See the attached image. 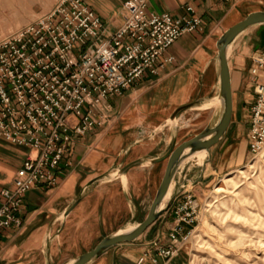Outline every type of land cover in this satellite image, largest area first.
<instances>
[{
	"label": "crops",
	"instance_id": "crops-1",
	"mask_svg": "<svg viewBox=\"0 0 264 264\" xmlns=\"http://www.w3.org/2000/svg\"><path fill=\"white\" fill-rule=\"evenodd\" d=\"M84 1L101 16L105 34L121 23L123 0ZM187 5L201 18L198 26L168 45L153 70H144L130 85L103 99L96 110L100 122L72 137L54 185L36 184L24 193L18 211L20 224L0 229V264H44L48 254L63 261L89 249L104 234L131 227L136 217L144 215L166 162L165 158L161 170L162 158H154L174 142L178 128L189 120L190 110L196 114L206 111L209 117L217 110L219 35L247 12L264 9V0H146L148 12L168 11L174 17L186 14ZM240 34H244L241 45H234ZM239 35L227 53L230 120L222 135L205 150L193 184L241 164L249 154L241 113L252 100L240 93L244 75L249 82L252 78L251 59L245 65L241 56L249 52L252 56L261 49L264 22L250 25ZM235 48L238 51L233 55ZM185 103L188 105L176 111L172 125H168L173 110ZM26 150V146L0 137V186L10 185ZM181 192L173 194L171 204L182 197ZM168 209L134 239L117 242L85 264H189L186 249L168 258L156 254V245L168 241Z\"/></svg>",
	"mask_w": 264,
	"mask_h": 264
},
{
	"label": "built area",
	"instance_id": "built-area-1",
	"mask_svg": "<svg viewBox=\"0 0 264 264\" xmlns=\"http://www.w3.org/2000/svg\"><path fill=\"white\" fill-rule=\"evenodd\" d=\"M178 17L148 12L146 0H123L121 23L105 34V23L84 0H55L47 14L0 37V137L27 147L10 185L0 186V229L18 225L23 194L36 184L54 185L73 135L99 123L103 99L153 70L160 54L200 18L190 5ZM249 72L253 99L248 141L264 146V44ZM190 194L175 209L166 244L158 256L175 254L195 218Z\"/></svg>",
	"mask_w": 264,
	"mask_h": 264
},
{
	"label": "rangeland",
	"instance_id": "rangeland-1",
	"mask_svg": "<svg viewBox=\"0 0 264 264\" xmlns=\"http://www.w3.org/2000/svg\"><path fill=\"white\" fill-rule=\"evenodd\" d=\"M54 2L55 0H0V37L14 33L40 16L47 14ZM243 35L240 34L236 38L234 45L236 43L238 46L242 42ZM232 47L233 42L228 48V54ZM234 51L232 53L236 55L237 48ZM250 54L251 52L241 56L245 65L249 63L250 59V65L252 64V57L255 56V53L252 56ZM244 77L247 81V75ZM246 81H244L240 95L250 97L252 100L254 96L253 81ZM218 106L219 104H217L215 113L210 117L206 111L196 114V110H190V118L186 124L178 128L174 144L192 136L208 122L214 120ZM241 114L245 119L248 131L249 107L247 109L245 106ZM206 119L208 120L206 121ZM166 122L168 125H172L171 120ZM205 156L206 154L199 161L193 158V160L181 161L171 180L167 194L170 201L164 209L169 208L167 211L171 213L168 232L174 223L175 209L179 203L185 200L187 194H190L191 201L195 203L196 216L189 224L184 223L188 232L177 251L186 249L189 264H264V146L257 151H252L249 147L248 157L241 164L226 168L212 179L205 177L206 182L193 184L194 177L198 174ZM165 158L161 159V170H163ZM184 187L188 189H184ZM178 190H182V197L171 204L172 196ZM154 192L155 189L153 194ZM143 211L145 215L147 205ZM144 215L136 217L137 222ZM77 254L71 255L63 261H60L59 256L52 258L48 254L44 264H62Z\"/></svg>",
	"mask_w": 264,
	"mask_h": 264
},
{
	"label": "water",
	"instance_id": "water-1",
	"mask_svg": "<svg viewBox=\"0 0 264 264\" xmlns=\"http://www.w3.org/2000/svg\"><path fill=\"white\" fill-rule=\"evenodd\" d=\"M262 22H264V9L252 10L247 12L241 19L224 29L219 35L216 41L218 57V89L215 100L219 104L217 115L214 120L208 122L198 132L181 140L177 144H174V142L171 143L168 149L161 156L154 158L155 160L166 157V162L162 176L144 217L128 229L117 230L105 234L92 247L78 253L62 264H85L117 242L134 239L151 221L156 218L158 214L164 211L170 201V197H167L162 206H159V204L163 195L167 191L174 172L180 162L183 158L196 150L202 148L208 149V147L222 135L229 123L232 111V97L230 74L227 62L228 47L239 32L252 24ZM187 105L188 103L177 106L171 114V121L173 120V116L176 111Z\"/></svg>",
	"mask_w": 264,
	"mask_h": 264
},
{
	"label": "bare ground",
	"instance_id": "bare-ground-1",
	"mask_svg": "<svg viewBox=\"0 0 264 264\" xmlns=\"http://www.w3.org/2000/svg\"><path fill=\"white\" fill-rule=\"evenodd\" d=\"M229 48V47H228ZM228 53V52H227ZM211 102H212V100H211ZM210 103V102H209ZM201 150H207V149H205V148H202V149H199V150H196V151H194L193 153H191V154H189V155H187L185 158H183V160L182 161H184L187 157V159L186 160H188V159H195L196 161H199V160H201L203 157H204V155L206 154V151H201ZM198 151H201V152H199V153H197V154H194L195 152H198ZM194 154V155H193ZM192 159V160H193ZM191 160V161H192ZM195 161V162H196ZM227 181V180H226ZM170 185H171V182H170V184H169V186H168V189H167V191L165 192V194L163 195V197H162V199H161V201H160V204H159V206H162L164 203H165V201H166V199H167V194H168V191H169V189H170Z\"/></svg>",
	"mask_w": 264,
	"mask_h": 264
}]
</instances>
